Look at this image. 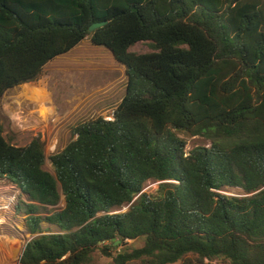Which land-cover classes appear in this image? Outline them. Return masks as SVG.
<instances>
[{
  "label": "trees",
  "instance_id": "16d2710c",
  "mask_svg": "<svg viewBox=\"0 0 264 264\" xmlns=\"http://www.w3.org/2000/svg\"><path fill=\"white\" fill-rule=\"evenodd\" d=\"M86 39L125 69L114 120L73 128L54 174L40 137L0 128V179L28 200L20 264H264V0H0V103Z\"/></svg>",
  "mask_w": 264,
  "mask_h": 264
},
{
  "label": "rangeland",
  "instance_id": "374dc122",
  "mask_svg": "<svg viewBox=\"0 0 264 264\" xmlns=\"http://www.w3.org/2000/svg\"><path fill=\"white\" fill-rule=\"evenodd\" d=\"M132 51L145 53L149 47L140 43ZM35 82L36 85L27 83L29 86L21 87L26 93L21 94L19 88H15L5 94L0 103V128L6 140L15 146H26L33 138L40 137L47 158L44 169L54 174L50 158L71 142L73 128L78 124L112 116L125 94L127 77L124 67L115 61L109 50L86 40L73 51L49 62ZM179 136L186 142V153L198 146H210L200 136ZM159 183L148 182L144 191L155 192ZM225 193L240 196L238 190ZM20 200L27 204V197H21L13 184L0 179V264H20L24 246L32 238L25 226L26 215L15 210ZM127 210L128 206L116 212ZM42 228L58 230L44 223ZM144 242L143 238L127 241V247H120L118 251L140 248ZM91 264L113 263L97 252Z\"/></svg>",
  "mask_w": 264,
  "mask_h": 264
},
{
  "label": "built area",
  "instance_id": "2783aa9c",
  "mask_svg": "<svg viewBox=\"0 0 264 264\" xmlns=\"http://www.w3.org/2000/svg\"><path fill=\"white\" fill-rule=\"evenodd\" d=\"M109 120H114L113 115L110 116L109 118H107ZM200 264H231L228 261H224L222 259H218V258H203L202 262Z\"/></svg>",
  "mask_w": 264,
  "mask_h": 264
},
{
  "label": "water",
  "instance_id": "95a60500",
  "mask_svg": "<svg viewBox=\"0 0 264 264\" xmlns=\"http://www.w3.org/2000/svg\"><path fill=\"white\" fill-rule=\"evenodd\" d=\"M106 23H107V22H98V23H94V24H92V25L90 26V28H89V32H90V33H94L95 30H97V29L100 28V27H103ZM26 85H28V84H26ZM118 243H119V241L116 242V244H118Z\"/></svg>",
  "mask_w": 264,
  "mask_h": 264
},
{
  "label": "crops",
  "instance_id": "0c3cea01",
  "mask_svg": "<svg viewBox=\"0 0 264 264\" xmlns=\"http://www.w3.org/2000/svg\"><path fill=\"white\" fill-rule=\"evenodd\" d=\"M86 40H88L89 43H91V41H90L89 39H86ZM86 40H85V41H86ZM83 43H84V41H83L81 44H83ZM91 44H92V43H91ZM77 47H78V46H77ZM74 49H75V48H74ZM74 49H73V50H74ZM73 50H72V51H73ZM115 61H116V60H115ZM116 62H117V61H116ZM117 63H118V62H117ZM36 83H37V82H32V84H34V85H36ZM22 86H27V85L25 84V85H22ZM22 86L17 87V88H19L18 90H20ZM31 88H32V87H31ZM14 89H15V88H14ZM14 89H11V91L14 90ZM9 91H10V90H9ZM20 91H21V94H22V93H26V92L23 91V90H20ZM30 91H33V90L30 89ZM6 93H7V92H6ZM6 93H5V94H6ZM40 93H41V92H40ZM44 95H45V94H44ZM4 96H5V95H4ZM4 96H3V98H4Z\"/></svg>",
  "mask_w": 264,
  "mask_h": 264
},
{
  "label": "bare ground",
  "instance_id": "6f19581e",
  "mask_svg": "<svg viewBox=\"0 0 264 264\" xmlns=\"http://www.w3.org/2000/svg\"><path fill=\"white\" fill-rule=\"evenodd\" d=\"M29 86V85H28Z\"/></svg>",
  "mask_w": 264,
  "mask_h": 264
},
{
  "label": "clouds",
  "instance_id": "9594fccd",
  "mask_svg": "<svg viewBox=\"0 0 264 264\" xmlns=\"http://www.w3.org/2000/svg\"><path fill=\"white\" fill-rule=\"evenodd\" d=\"M29 84V83H28Z\"/></svg>",
  "mask_w": 264,
  "mask_h": 264
}]
</instances>
